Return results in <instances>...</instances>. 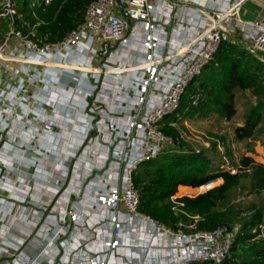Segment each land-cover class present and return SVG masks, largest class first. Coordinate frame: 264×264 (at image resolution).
Wrapping results in <instances>:
<instances>
[{
	"label": "built area",
	"instance_id": "built-area-1",
	"mask_svg": "<svg viewBox=\"0 0 264 264\" xmlns=\"http://www.w3.org/2000/svg\"><path fill=\"white\" fill-rule=\"evenodd\" d=\"M119 1L130 20L129 30L117 0H91L82 20L63 38L46 41L32 28H18L22 15L16 4L0 0V23L6 22L0 32V148L7 141V151L23 150L17 166L8 162V155L0 156L5 169L21 173L28 167L23 162L26 152L36 154L38 141L45 133L53 134L55 124L44 98L46 71L56 70L62 79L58 82L67 89L80 91L84 80L88 85L81 111L88 122L70 163L71 191L57 196L55 208L45 209L46 214L25 210L19 201L14 208L0 207V264L218 263L228 255L240 229L241 222L236 221L213 231L184 232L153 220L139 211L133 172L139 163L174 144L157 125L178 108L184 91L200 77L222 41L238 43L264 61V16L241 19L239 9L247 0ZM123 53L130 60H122ZM90 112L99 115L92 136L88 133L95 117ZM169 125L176 127L174 121ZM109 146L108 167L83 186L93 169L104 167ZM84 149L88 161L80 158ZM62 155L69 156L65 149ZM96 177L99 181L84 197L86 185ZM18 188L13 184L9 192ZM102 209L105 212L99 216ZM129 222L146 226L136 231L139 238L134 242L122 237ZM220 238L223 242L210 249V240L217 243ZM122 247L131 253L123 255Z\"/></svg>",
	"mask_w": 264,
	"mask_h": 264
},
{
	"label": "trees",
	"instance_id": "trees-1",
	"mask_svg": "<svg viewBox=\"0 0 264 264\" xmlns=\"http://www.w3.org/2000/svg\"><path fill=\"white\" fill-rule=\"evenodd\" d=\"M90 1L49 0L45 4L40 0L37 4L36 0H16V7L19 13L27 12L25 18L30 25L38 22L39 37L55 41L82 20ZM2 22L4 29L6 22ZM17 27L27 30L25 24L17 22ZM237 89L251 92L255 104L246 111L243 123L235 127V137L252 138L262 130L264 119V61L250 56L238 43H220L200 77L184 91L169 120L205 117L210 113L230 119L236 113ZM169 120L161 130L178 143L177 150L164 149L157 157L139 163L133 172L140 194L139 211L172 230L184 232L213 231L240 221V229L224 259L218 263L196 260L192 264H264V165L251 156H242L234 173L215 168L206 154L180 141L178 128L169 125ZM223 145L228 154V146L224 142ZM218 177L220 184L197 194L201 185ZM246 178L256 200L241 209L234 199L245 194Z\"/></svg>",
	"mask_w": 264,
	"mask_h": 264
},
{
	"label": "crops",
	"instance_id": "crops-1",
	"mask_svg": "<svg viewBox=\"0 0 264 264\" xmlns=\"http://www.w3.org/2000/svg\"><path fill=\"white\" fill-rule=\"evenodd\" d=\"M262 16H264V2L247 0L239 9V17L243 20L254 21ZM134 45L133 48L136 49L139 40L135 41ZM114 46H116V43L112 44V47ZM121 56L122 60H130L125 53ZM46 75L47 80L44 86L46 94L44 98L49 101L50 106H48L47 111L52 113L51 116L55 124L52 130L53 134L46 135L45 133V137L38 141L37 144L40 150L36 154L32 155L26 152L27 155L23 162L28 167H25L21 173L17 174L14 170L5 169L0 163V175H3L2 179H5L6 185L4 188L0 187V207L4 209L14 208L17 201H19L25 210L33 208L43 210L42 214H46L48 210L45 209L51 206H53V209L55 208L54 201L57 196L63 192L62 196H64L65 192L71 191L68 187L70 163L72 156L78 153V149H80L88 122L87 115L81 113L84 105V91L88 85L84 80L80 85V91L77 92L63 87L58 82L62 79H60V74L56 70L46 71ZM24 143L26 147H30L27 138L24 139ZM7 145V141H4V145L0 148V156L8 155V162L17 166L23 150L7 151ZM64 149L67 150L69 156L62 155ZM80 158L87 160L88 151L82 150ZM96 181H99V177L90 180V183L86 185L83 191L84 197L91 192V186ZM13 184L18 185L19 188L15 189L16 192L11 193L9 191ZM20 186L23 189H20ZM72 197L74 198V196ZM104 212V209H102V211H98V215H103ZM21 227L28 226L22 224ZM139 227V223L132 222L131 224L129 222L126 225L125 234L122 233L123 239L126 242H134L135 238H139V233L136 232ZM144 228L146 229V226ZM147 228L150 230V227ZM121 251L123 255L131 253L129 248L122 247Z\"/></svg>",
	"mask_w": 264,
	"mask_h": 264
},
{
	"label": "rangeland",
	"instance_id": "rangeland-1",
	"mask_svg": "<svg viewBox=\"0 0 264 264\" xmlns=\"http://www.w3.org/2000/svg\"><path fill=\"white\" fill-rule=\"evenodd\" d=\"M13 1L16 4V0ZM39 2L40 0H36L37 4ZM26 14L27 12L21 13L22 16L17 19V22L25 24L27 27L32 28L36 33H38V22L30 25L25 18ZM2 25L3 22L0 23V30H4L6 28V26H3L4 29H1ZM254 104L255 97L251 92H243L240 89H237L235 95L236 113L230 119L219 117L215 113H210L205 117L181 116L174 121L175 126L178 128L180 133V141L189 144L192 146V149L206 154L215 168H221L229 171L234 169L236 171L239 166V160L242 156H251L255 162L264 165V119L261 125L262 130L252 138L238 140L236 139L234 132L235 127L240 126L243 123L248 108ZM170 118H172L171 114L162 119L160 123H158L157 127L161 129L162 125ZM169 121L171 122L173 120ZM223 142L228 146V154ZM213 144H215V146H213ZM177 146L178 143L176 142L173 145L166 147V149L177 150ZM183 149L186 148L184 147ZM221 182V179L214 181L210 186L200 189L197 194L204 192ZM79 185L80 181L76 187ZM74 190L76 189L74 188ZM251 191L252 188L250 180L249 178H246L245 194L234 199V201L239 204V207H242L241 209L256 200L255 195ZM172 199L175 198L172 197ZM221 242H223V238H220L217 243L210 240L208 243L209 248L214 249V247Z\"/></svg>",
	"mask_w": 264,
	"mask_h": 264
},
{
	"label": "water",
	"instance_id": "water-1",
	"mask_svg": "<svg viewBox=\"0 0 264 264\" xmlns=\"http://www.w3.org/2000/svg\"><path fill=\"white\" fill-rule=\"evenodd\" d=\"M171 1H172V2H175V0H171ZM117 2H118L119 9H120V14H121V16L124 18V20L126 21V23L128 24V30H129V28H130V20H129L128 18L124 17V15H123L122 5L120 4V1H119V0H117ZM170 25H171V23H169V26H170ZM90 104H91V100H89V105H90ZM90 113H91V112H90ZM91 114L95 117V119L92 121V126H93V128L89 131L88 136H92L93 134L96 133L95 120L98 119V117H99L98 114H95V113H91ZM109 148H110V152H109V154H108V158H107V160H106V163H105L104 167H103L102 169H100V170H98V169H93L91 175H90V176L84 181L83 186L85 185V183H87V181L89 180V178H91V177L94 176L95 173L100 174L103 170H105V169L108 167L109 162L112 160V156H111L112 146H109ZM83 186H82V187H83ZM67 219H69V216L66 217V220H67ZM65 222H67V221H65ZM43 264H44V263H43Z\"/></svg>",
	"mask_w": 264,
	"mask_h": 264
},
{
	"label": "bare ground",
	"instance_id": "bare-ground-1",
	"mask_svg": "<svg viewBox=\"0 0 264 264\" xmlns=\"http://www.w3.org/2000/svg\"><path fill=\"white\" fill-rule=\"evenodd\" d=\"M86 69H88V68H86ZM203 187H206L205 185L204 186H200V189H202ZM131 224H132V222H131ZM144 227H145V225L142 223H140V227L138 228V229H144Z\"/></svg>",
	"mask_w": 264,
	"mask_h": 264
}]
</instances>
